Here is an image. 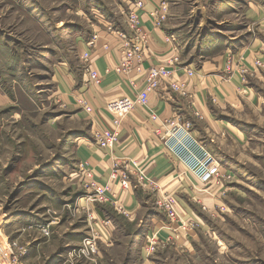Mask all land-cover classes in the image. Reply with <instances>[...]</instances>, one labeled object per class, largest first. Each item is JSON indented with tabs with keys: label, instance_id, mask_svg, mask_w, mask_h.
Returning a JSON list of instances; mask_svg holds the SVG:
<instances>
[{
	"label": "rangeland",
	"instance_id": "rangeland-1",
	"mask_svg": "<svg viewBox=\"0 0 264 264\" xmlns=\"http://www.w3.org/2000/svg\"><path fill=\"white\" fill-rule=\"evenodd\" d=\"M178 2L182 27L177 45L198 62L200 50L220 30L218 5L215 0ZM129 4L0 0V215L3 234L20 245L14 264H139L144 234L154 227L145 217L140 237V227L113 207L90 200L91 177L75 151L76 142L93 131L92 124L56 93L52 77L61 60L81 64L77 39L104 26L125 29ZM246 23L241 18L222 27L232 30L226 33L236 34L232 42H238L247 34ZM239 119L246 127L245 119ZM255 130L249 131L253 138L248 144L239 142L232 152L233 178L222 206L211 211L201 207V225L191 230L195 239L188 247L178 245L181 237L158 247L153 255L157 264H264V124L256 123ZM155 207L153 197L149 210ZM91 216L117 223L113 244L105 245ZM92 235L97 236L96 251L80 253ZM159 238L163 240L160 233Z\"/></svg>",
	"mask_w": 264,
	"mask_h": 264
},
{
	"label": "crops",
	"instance_id": "crops-1",
	"mask_svg": "<svg viewBox=\"0 0 264 264\" xmlns=\"http://www.w3.org/2000/svg\"><path fill=\"white\" fill-rule=\"evenodd\" d=\"M162 1L164 0H144L146 11L142 13V24L146 30H151L150 53L148 52L150 55L147 56L144 67L146 69L150 65L161 63L168 65L174 57L179 56L181 64L175 75L177 79L187 82V95L174 92L170 89L168 81L163 82L158 91L150 95L148 107L137 106L123 120L120 139L113 150L100 148L94 138L97 129L113 126L106 103L112 98L133 94L130 79L137 82L138 89L144 86L146 80L145 71H133L126 76L114 70L121 58V40L117 35L106 26L94 30L98 38L96 47L92 50V61L103 76L100 83L90 81L84 71L81 55L87 50L86 42L89 37L77 39V53L81 62L79 67L68 59L61 60L55 64L52 77L56 93L69 106L79 110L76 111L79 117L92 124L93 131L90 135H85L76 142L77 161L86 164L91 170V176L98 183L110 186L109 196L114 200L119 199L127 214L120 213L114 205L108 204L110 208L113 207L126 217L130 225L137 227H140L147 217L150 228H161L160 236L163 240L168 236H172L174 241L181 237L183 243L178 241V245L188 247L195 239L191 231L174 233L163 229L162 227L168 224V218L157 207L156 211L149 210L150 199L156 198L154 192L142 185L125 190L118 178H111V173L116 162H137L147 174L160 180L165 191L176 194L184 216L198 220L199 225L200 218L197 215L203 205L207 211L222 206L223 197L228 192L223 194L217 186L206 188L202 185L184 163L164 145L155 132L160 122L153 121L150 114L155 112L162 120L180 114L191 120L194 133L220 160L222 169L232 172V152L236 151L239 142L243 145L250 142L253 136L249 131H256V123L264 124V66L255 65L258 59L264 64V0H215L218 5L216 20L221 27L219 32L213 31L214 39L208 41V45L206 43L200 50L198 62L190 60L186 53L182 54L179 46L178 51L174 50L165 40L166 36L170 35L177 44V39L181 36L182 18L177 13L178 0H166L169 4L168 19L161 28H152L148 12ZM241 18L247 22V34L242 36L240 41L232 42L237 39V35L229 37L230 34L226 32L232 30L222 26ZM249 26H254L255 32L250 33ZM211 51L213 52L210 53ZM228 51H232L235 57L249 68L246 82H243L237 73L227 78L223 68ZM187 66L196 70L194 76L186 74L184 68ZM83 97L92 107L91 112H87L82 106L79 107L78 100ZM197 112L199 116L196 115ZM238 116L245 119L243 121L246 127H243L240 119L238 121ZM103 219L109 222L98 224L101 235L105 238V245H111L118 229L117 223L107 217ZM194 233L197 234L196 231ZM139 234L142 237V230ZM144 246L145 234L144 245L138 251L136 262L157 264L154 256H146Z\"/></svg>",
	"mask_w": 264,
	"mask_h": 264
},
{
	"label": "built area",
	"instance_id": "built-area-1",
	"mask_svg": "<svg viewBox=\"0 0 264 264\" xmlns=\"http://www.w3.org/2000/svg\"><path fill=\"white\" fill-rule=\"evenodd\" d=\"M146 11L144 0H130L128 9L124 11V24L126 29L108 27L121 40V58L116 64L114 70L121 75L129 76L133 71L146 74L145 84L141 89H138L137 82L130 79V86L133 94L125 95L110 99L106 103V109L112 116V127H102L94 132L95 143L102 149L113 150L120 139V127L123 120L137 107L149 106L150 95L158 91L163 82L168 81L169 87L176 93L183 96L187 95V82L176 78L181 59L179 56L174 57L170 64H155L150 65L145 69L144 62L147 56L150 55V38L151 30H146L142 24L143 12ZM149 20L152 28L157 30L163 26L169 16V4L166 0L157 4L148 12ZM98 34L94 32L87 40V50L81 55L84 62V71L88 74L90 81L100 83L102 74L94 67L92 61V50L95 49ZM166 42L171 44L174 50H179L178 45L174 42L172 36L167 35ZM108 48V45L105 46ZM149 52V53H148ZM257 67L264 66L261 60H256ZM188 76H194L196 70L191 67H185ZM223 71L228 75L237 73L243 82H246V77L249 74V68L239 59H237L232 51L226 53L224 59ZM78 103L87 112L92 111L86 98H79ZM199 116V113H196ZM150 118L153 121H159L160 125L155 128V132L160 136L164 145L171 151L179 160H181L186 168L191 171L206 188L217 186L221 188L222 193L226 194L229 188V182L232 181L233 173L222 169L220 160L210 151L199 137L194 133L193 122L180 114H175L173 117L162 120L160 116L152 112ZM82 169L91 177L92 193L89 195L90 200L112 204L121 213L127 214L119 199L114 200L109 196L110 186L101 185L92 176L91 170L86 167L84 162H80ZM112 179H119L122 187L125 190L132 189L138 185L144 186L146 189L156 194V207L164 212L168 218V224L162 228L169 229L174 233L180 231L187 233L198 227L199 221L192 217H185L183 210L179 204L175 193L165 191L163 184L159 179L147 174L137 162L128 161L119 163L116 162L111 173ZM206 209V206L203 205ZM95 224H100L109 221L101 217L91 216L90 218ZM3 216L0 215V264L18 263L17 251L20 249L19 242L16 239H11L8 235L3 234ZM176 226V227H174ZM43 231L48 235V227H43ZM160 229L154 228L145 234L146 256L150 257L156 254L158 247L167 245L174 238L168 236L164 240L159 238ZM100 237V236H99ZM97 236L87 238L84 247L80 253L90 255L95 252L97 244L94 242Z\"/></svg>",
	"mask_w": 264,
	"mask_h": 264
},
{
	"label": "water",
	"instance_id": "water-1",
	"mask_svg": "<svg viewBox=\"0 0 264 264\" xmlns=\"http://www.w3.org/2000/svg\"><path fill=\"white\" fill-rule=\"evenodd\" d=\"M142 229L140 228V230H138V233L141 231Z\"/></svg>",
	"mask_w": 264,
	"mask_h": 264
},
{
	"label": "bare ground",
	"instance_id": "bare-ground-1",
	"mask_svg": "<svg viewBox=\"0 0 264 264\" xmlns=\"http://www.w3.org/2000/svg\"><path fill=\"white\" fill-rule=\"evenodd\" d=\"M4 264V262H2Z\"/></svg>",
	"mask_w": 264,
	"mask_h": 264
}]
</instances>
